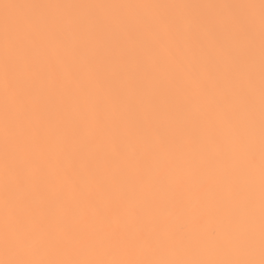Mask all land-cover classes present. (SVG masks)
<instances>
[{
  "label": "snow or ice",
  "instance_id": "snow-or-ice-1",
  "mask_svg": "<svg viewBox=\"0 0 264 264\" xmlns=\"http://www.w3.org/2000/svg\"><path fill=\"white\" fill-rule=\"evenodd\" d=\"M0 264H264V0H0Z\"/></svg>",
  "mask_w": 264,
  "mask_h": 264
},
{
  "label": "bare ground",
  "instance_id": "bare-ground-1",
  "mask_svg": "<svg viewBox=\"0 0 264 264\" xmlns=\"http://www.w3.org/2000/svg\"><path fill=\"white\" fill-rule=\"evenodd\" d=\"M8 2H55V3H160L165 0H8ZM189 2H235V0H189ZM258 2V0H257Z\"/></svg>",
  "mask_w": 264,
  "mask_h": 264
}]
</instances>
